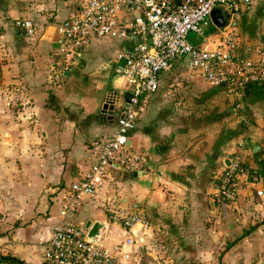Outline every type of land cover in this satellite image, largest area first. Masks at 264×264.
Here are the masks:
<instances>
[{
	"label": "crops",
	"instance_id": "crops-1",
	"mask_svg": "<svg viewBox=\"0 0 264 264\" xmlns=\"http://www.w3.org/2000/svg\"><path fill=\"white\" fill-rule=\"evenodd\" d=\"M80 3L0 0V255L24 264H46L42 253L66 190L94 162V143L113 134L129 92L114 57L131 41L93 36L78 54L62 57L58 27ZM18 18L33 19V35L15 26ZM235 21L239 53L257 58L264 0ZM111 96L118 106L102 113ZM241 104L236 110L222 88L186 59L174 60L157 91L142 99L129 134L153 172L112 164L69 219L84 227L106 222L103 245L113 252L128 237L114 215L138 213L135 242L116 264H264V86ZM235 153L256 174H238L237 199L226 205L214 189Z\"/></svg>",
	"mask_w": 264,
	"mask_h": 264
},
{
	"label": "built area",
	"instance_id": "built-area-1",
	"mask_svg": "<svg viewBox=\"0 0 264 264\" xmlns=\"http://www.w3.org/2000/svg\"><path fill=\"white\" fill-rule=\"evenodd\" d=\"M260 0H81L79 9L64 19L58 27L62 57L69 59L86 48L90 38L106 37L128 40L114 57L115 73L122 76L131 96L127 107L117 120L113 134L93 145L95 160L84 176L70 184L61 205V219L51 229L42 253L46 264H116L119 256H127L124 249L132 245L137 235L132 231L142 222L138 213L115 214L113 220L128 236L113 245V252L105 246L86 239V229L69 219L75 215L84 198L101 188L109 167L113 164L129 171L144 174L153 172L152 166L129 144V134L142 109V99L159 87V76L172 62L186 59L188 68L209 84L222 88L241 108L244 87L264 86V52L257 58L239 53V38L235 26L220 29L210 26L214 35H206L208 19L214 8L230 13V22L239 20ZM15 26L33 35L35 24L31 18H18ZM194 37L197 41L192 42ZM239 121L246 123L241 115ZM220 172L214 195L226 205L238 196V174L249 171L240 153ZM154 178H158L154 175ZM262 194V190L258 191ZM145 222L143 226H145ZM132 252V250L130 251ZM0 264H5L0 262Z\"/></svg>",
	"mask_w": 264,
	"mask_h": 264
},
{
	"label": "water",
	"instance_id": "water-1",
	"mask_svg": "<svg viewBox=\"0 0 264 264\" xmlns=\"http://www.w3.org/2000/svg\"><path fill=\"white\" fill-rule=\"evenodd\" d=\"M210 18L213 24L220 29L226 27L227 25L238 26L239 24L237 21L230 22V13L224 10L223 8H214L210 13ZM253 87L254 86L251 83L247 84L244 87L243 92L245 96H248L250 94ZM130 96H131V91H129L125 95L123 101L119 104H121L124 107H127ZM116 106H118V100L115 97L113 98V96H111L103 104L102 113H106L107 111L109 113H112ZM134 173L135 172H133L132 174L134 175ZM84 228L86 229V239L88 241H92L98 245L103 244V238H104L103 231H105L106 222L102 220H96L91 222L89 220L85 224Z\"/></svg>",
	"mask_w": 264,
	"mask_h": 264
},
{
	"label": "trees",
	"instance_id": "trees-1",
	"mask_svg": "<svg viewBox=\"0 0 264 264\" xmlns=\"http://www.w3.org/2000/svg\"><path fill=\"white\" fill-rule=\"evenodd\" d=\"M182 0H172L174 4L180 3ZM249 174L253 175L256 174V172L252 169L249 170ZM0 262H4L5 264H24L22 261H20L17 258L11 257V256H1L0 255Z\"/></svg>",
	"mask_w": 264,
	"mask_h": 264
},
{
	"label": "rangeland",
	"instance_id": "rangeland-1",
	"mask_svg": "<svg viewBox=\"0 0 264 264\" xmlns=\"http://www.w3.org/2000/svg\"><path fill=\"white\" fill-rule=\"evenodd\" d=\"M210 33H212V34H210ZM215 33H217V32H214V33H213V29H211V28H210V29H207L206 32H205L206 35H209V34H210V35H214ZM149 176H150V177H153V176H151L150 174H149ZM145 181H146V183L149 184L148 176L145 178Z\"/></svg>",
	"mask_w": 264,
	"mask_h": 264
}]
</instances>
